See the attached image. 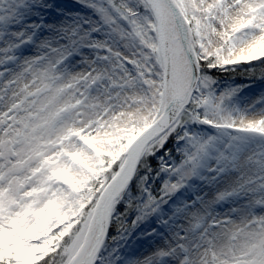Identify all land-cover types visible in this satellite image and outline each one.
Returning a JSON list of instances; mask_svg holds the SVG:
<instances>
[{
    "label": "snow or ice",
    "instance_id": "obj_1",
    "mask_svg": "<svg viewBox=\"0 0 264 264\" xmlns=\"http://www.w3.org/2000/svg\"><path fill=\"white\" fill-rule=\"evenodd\" d=\"M0 264H264V0H0Z\"/></svg>",
    "mask_w": 264,
    "mask_h": 264
},
{
    "label": "rangeland",
    "instance_id": "obj_2",
    "mask_svg": "<svg viewBox=\"0 0 264 264\" xmlns=\"http://www.w3.org/2000/svg\"><path fill=\"white\" fill-rule=\"evenodd\" d=\"M240 81H243L245 83H249L250 82V80H248L247 77H238V82H240ZM261 89H262V86L261 87H254V88H251L250 90H251L252 93L259 94Z\"/></svg>",
    "mask_w": 264,
    "mask_h": 264
},
{
    "label": "trees",
    "instance_id": "obj_3",
    "mask_svg": "<svg viewBox=\"0 0 264 264\" xmlns=\"http://www.w3.org/2000/svg\"><path fill=\"white\" fill-rule=\"evenodd\" d=\"M243 81H244V80H243ZM243 81H240V82L245 83V82H243ZM256 82H258V80H256V81H250L249 83H250V84H253V83H256Z\"/></svg>",
    "mask_w": 264,
    "mask_h": 264
}]
</instances>
